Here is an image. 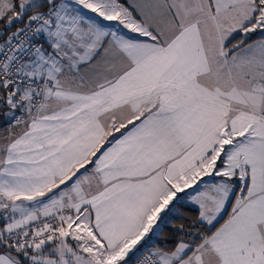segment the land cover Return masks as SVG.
<instances>
[{"label":"snow or ice","instance_id":"obj_1","mask_svg":"<svg viewBox=\"0 0 264 264\" xmlns=\"http://www.w3.org/2000/svg\"><path fill=\"white\" fill-rule=\"evenodd\" d=\"M0 264H264V0H0Z\"/></svg>","mask_w":264,"mask_h":264},{"label":"trees","instance_id":"obj_2","mask_svg":"<svg viewBox=\"0 0 264 264\" xmlns=\"http://www.w3.org/2000/svg\"><path fill=\"white\" fill-rule=\"evenodd\" d=\"M188 211H189V214L194 213V209H188ZM150 244H156L157 246H166L165 245V238L160 237L159 239L151 241Z\"/></svg>","mask_w":264,"mask_h":264},{"label":"built area","instance_id":"obj_3","mask_svg":"<svg viewBox=\"0 0 264 264\" xmlns=\"http://www.w3.org/2000/svg\"><path fill=\"white\" fill-rule=\"evenodd\" d=\"M146 252H147V249L145 250V254H146Z\"/></svg>","mask_w":264,"mask_h":264}]
</instances>
